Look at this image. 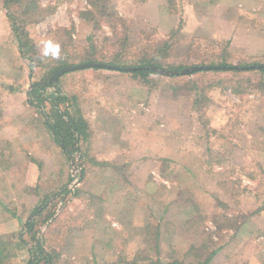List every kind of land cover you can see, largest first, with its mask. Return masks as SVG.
Returning <instances> with one entry per match:
<instances>
[{
    "label": "rangeland",
    "instance_id": "rangeland-1",
    "mask_svg": "<svg viewBox=\"0 0 264 264\" xmlns=\"http://www.w3.org/2000/svg\"><path fill=\"white\" fill-rule=\"evenodd\" d=\"M223 1H19L15 34L28 46L17 48L13 71L0 72L4 90L28 91L31 83L49 79L47 72L60 57L78 63L91 46L94 58L106 61L101 64L123 55L128 63L154 58L164 70L179 63L209 69L178 75L179 80L152 76L156 82L146 86L102 68L62 75L58 87L76 99L88 137L76 143L75 152L55 143L60 151L54 154L40 111L32 107L36 115L29 128L38 138L25 136L23 122L16 121V131L5 135L12 145L0 147L1 235L19 233L31 244L22 221L37 217L36 239H53L62 264H264V75L248 69L264 56L245 54L243 43L231 47L234 28L221 22ZM251 13L237 30L264 26V9L261 18ZM32 60L39 64L29 68ZM221 65L240 67V73L213 68ZM192 82L204 97L196 106ZM53 92L47 87L43 96ZM124 105L141 113L143 132L132 121L116 134L117 113L128 112ZM160 133L172 141L171 148H162L165 157L155 161L156 148L147 146L151 161H145L138 142L162 139ZM31 140L33 146L26 143ZM119 141V155L108 162L93 156H104L106 147ZM144 185L142 196L138 189ZM121 187L123 204L115 200ZM83 188L94 194L89 197ZM42 203L48 210L33 216ZM48 212L53 216L44 222ZM23 262L18 256L11 264Z\"/></svg>",
    "mask_w": 264,
    "mask_h": 264
},
{
    "label": "trees",
    "instance_id": "trees-1",
    "mask_svg": "<svg viewBox=\"0 0 264 264\" xmlns=\"http://www.w3.org/2000/svg\"><path fill=\"white\" fill-rule=\"evenodd\" d=\"M19 1L20 0H5L4 7L6 9V15L8 18L9 27L12 31V36L17 44L18 49H21L23 51L25 50V48H27L28 43L19 42L18 37L15 34L16 32L15 28H17V23L13 14V10L16 7V5L19 4ZM90 48L91 50L87 49V53H85L86 55L84 57L79 58L80 60L78 61V63L70 62L69 58L66 56H64V58L60 57L59 61L57 62L58 65L57 64L56 66L53 65V67L50 68L47 74L51 76L55 71L66 66H74L77 64H88V63L101 64L102 62L104 63L106 62V61H97L96 58H94V56L92 55V53L95 51V47L91 46ZM57 56H59V54H57ZM45 58L49 59V56ZM145 58L146 59L139 61H135L134 59L133 62L128 63V60H126V58H124L123 55L113 56L112 58L109 59V61L106 59L108 63H106L105 65L113 66L114 68L117 69H111V68H102V69H106L114 72L126 73L130 75L138 83H140L141 86H146L149 83L155 81V79H152V76H159L161 78L165 77L157 73L156 71L150 69V67L163 69L161 68L163 67L162 65H159L156 61H153L154 58H150V57L149 58L145 57ZM33 63L39 64L38 62L32 60L29 68H32ZM187 65H182L179 63L173 66L171 64H168L164 68L168 69L166 71L178 72L195 64H191L188 66ZM222 65L221 67H213V68H221V70L228 69L223 67ZM249 67L250 68L248 67L247 68L250 69L251 72H254L255 74H259L260 76L264 75V61L254 60L250 62ZM124 68H133V70L130 71L121 70ZM239 68L240 67L234 66L232 68L230 67V70L227 71H230L232 73H240V71L237 70ZM84 69L98 70L101 68L89 67ZM84 69H80V70H84ZM75 71H79V70H75ZM213 71H218V69L216 70L213 69ZM197 72L203 73L202 71H196L186 76H192L194 75V73L197 74ZM61 76L58 77L55 83L52 82L47 83L48 79H45V81L42 82L40 81V82L31 83L30 89L27 91V97H28L27 101L31 107H34L36 110L41 112V114L40 113L39 114L43 119V124L49 131L54 142L61 149H63V151H65V149H67V147L69 146V152L71 151L75 152L79 150V148L76 146V143L79 142L81 139H86L88 135H87L85 122L81 117L80 111L77 109V105L75 101L76 99L74 98V96L72 97L69 95L64 96L60 88L58 87V82ZM28 77H32V74L31 75L28 74ZM182 78L183 76H171L168 79L179 80ZM47 87H52L54 89V92L50 94L48 97L47 96L44 97L43 95L46 94L45 92ZM170 87L171 85L169 86V89ZM189 89L193 93L192 106H196L197 104H199L197 102V99L202 100L204 97H200L201 91L199 92V90L196 91L194 90L193 82L189 84ZM46 99H49V101H46ZM70 103L71 106H69ZM60 104H65L64 107L67 109L64 108L61 110L59 107ZM46 106H48V108ZM69 108L71 109V111L69 110ZM65 191L66 190L64 189L63 192ZM1 201L3 202V200ZM4 204L7 205L6 202H4ZM48 208L49 207L45 205V203H42V205L40 204L39 206L34 207V209L32 210V215L33 216L36 214L41 215L43 214L44 211H47ZM52 216H53L52 213L45 215L43 217V221L45 222L47 219L48 220L49 218L51 219ZM38 224H37V217H35L34 219L28 217L25 218L24 221H22V228L25 230V232H27L30 235L31 241L29 240V242L31 244L24 241L22 235H20L19 233L11 235L9 236V238H6L7 236L0 234V264H11L12 259L17 258L18 256L23 257L24 262L22 264H62L60 263L62 262L61 254L57 253L55 251V248L52 247L51 245L52 241H54L53 239L49 240L50 237L49 236L46 237L47 235L46 236L43 235L42 240L38 238L36 239L35 234H36V230L38 229L37 228ZM48 227L50 228H47L48 229L47 233L49 232L50 229V232H52L51 235H53L55 233L54 227L51 228L52 226L50 225H48ZM207 261L204 264H209V262ZM144 264H148V263H144ZM150 264H155V262H152ZM171 264H179V263L173 262Z\"/></svg>",
    "mask_w": 264,
    "mask_h": 264
},
{
    "label": "crops",
    "instance_id": "crops-1",
    "mask_svg": "<svg viewBox=\"0 0 264 264\" xmlns=\"http://www.w3.org/2000/svg\"><path fill=\"white\" fill-rule=\"evenodd\" d=\"M4 1L5 0H0V72H5L8 73L9 69H11L13 71V59L14 56H17V44L16 46L12 43V39H10L12 36V31L9 27V22H8V18L6 15V9L4 7ZM251 1V2H250ZM250 1H246L245 0H224L223 2H221V22L225 25V26H232L234 29L233 31L229 34V39L231 40V47L235 49L234 45L236 46L239 43H243L242 47H245L243 50L245 52V54L247 55H251V56H258V57H262L264 56V26H258L255 29H253V27L248 28L246 27L247 31H242L237 30L241 27L239 26H243L244 25V20L242 19L244 16L247 15H252L254 16L251 12H261V9H264V0H250ZM248 2H250V5L248 4ZM247 4V5H246ZM250 12V13H248ZM256 16V15H255ZM257 17L261 18L262 15L261 13H258ZM243 21H242V20ZM243 23V24H241ZM239 24V26H237ZM250 26H253L252 24H250ZM249 26V27H250ZM221 38H223L222 34H221ZM14 39V38H13ZM253 48V50H251ZM125 75H121V77L123 79L125 78H129L130 75L126 74V77H124ZM1 81V78H0ZM8 84H10L8 81L9 80H5ZM31 85V84H30ZM11 86V84H10ZM126 86L129 85H124L123 87L126 88ZM18 87V86H17ZM30 88V86H29ZM141 87H139L138 89H140ZM22 89H12L11 87L6 88L5 90L1 88L0 86V147L2 146V144L4 145H12V137L7 138L5 135H7L9 133V135L11 134L12 131H16L17 125H16V121H22L23 124L22 126H24L25 131L27 132V134L25 136L27 137H32L33 138H38L39 135H35L34 132L32 131V133H29V128H31L30 126H32V124L34 123V118L33 116L36 115V113H34L33 108L29 105L28 103V97H27V91L26 90H22ZM124 92V89L122 90ZM126 108V111H128V115L127 113H125V115H123L122 111L120 113H117L119 115V121H115L114 124H116V134L119 133L121 131V128L126 127L125 124H129L132 121H135L136 128L137 130H139L138 132H143L144 131V121L138 117L140 116V114L137 112L135 114H133V112H130V109H128V107L126 105H124ZM120 110V109H119ZM150 110H154L149 108ZM156 112V111H155ZM99 113V112H98ZM100 114V113H99ZM124 116V118H123ZM7 117H9L8 120ZM115 117V116H114ZM116 118H114L115 120ZM117 120V119H116ZM143 122V123H140ZM44 125V124H43ZM46 129V136H47V141H48V145L50 147V150L52 152H54V154L57 153V151H60V148L55 144L54 140L52 139L49 131ZM138 132L135 134L136 136L138 135ZM30 134V135H28ZM155 134H157V132H155ZM154 134V135H155ZM162 134V133H160ZM122 137L119 138L121 140H126L124 139L123 134H121ZM159 135V134H158ZM163 137L162 139H158V138H151L149 141L144 140L143 142L139 143L138 145L139 147V151H141V156H143V159L145 161H151L150 159H147L145 157V155L149 154L146 153L147 146H153L156 149H153V151L155 152V154H152V156H158L159 159H156L155 161L158 160H163L162 157L160 156H164L165 155H161V149L168 147L169 149L171 148L172 145V141H170L167 137V135L162 134ZM160 137V135L158 136ZM146 141V142H145ZM164 141V143H163ZM33 141H28L26 142L28 145L33 146L34 143H32ZM115 144V143H114ZM117 146H115L114 148L112 147V149L107 146V154L103 155H93L95 158H97V160H103L105 162H108L109 159L108 157L114 158L116 155H119L118 149L119 147L122 145V143L117 142ZM6 147V146H5ZM8 147V146H7ZM2 151V150H0ZM106 151V150H105ZM130 151V150H129ZM128 151V153H129ZM116 153V154H114ZM160 153V154H158ZM16 155V153L12 152L9 153V155ZM34 153H27L26 155L31 157L33 156ZM50 154V153H49ZM46 154V158H50L51 155ZM0 156H4L2 153L0 154ZM130 156V155H128ZM135 156V155H133ZM93 157V158H94ZM130 157H128L129 159ZM135 157H133L134 159ZM169 158V157H166ZM142 159V160H143ZM172 159V158H171ZM130 160V159H129ZM143 160V161H144ZM140 177V175H139ZM141 177L145 178L144 175H141ZM141 186V185H140ZM139 188V187H138ZM82 192L84 193H88L89 197L90 195L94 194L93 189L91 190H87V189H82ZM138 192L143 193L141 194L142 196H145V185L143 186L142 189H138ZM125 193L123 188L121 187V189H119V191H117V194L115 196V200H119L118 202H120L121 204H123V199H124ZM110 200V199H109ZM115 202V201H114Z\"/></svg>",
    "mask_w": 264,
    "mask_h": 264
},
{
    "label": "water",
    "instance_id": "water-1",
    "mask_svg": "<svg viewBox=\"0 0 264 264\" xmlns=\"http://www.w3.org/2000/svg\"><path fill=\"white\" fill-rule=\"evenodd\" d=\"M91 68V67H97V68H111V69H117V68H114L113 66H107L105 64H77V65H74V66H66V67H62L60 69H58L57 71H55L50 77H49V81L48 83L52 82V83H55L58 79L59 76L63 75L64 73L66 72H71V71H75V70H80V69H84V68ZM151 70L153 71H156L157 73L159 74H162V75H166V76H178V75H188L190 73H193L195 71H200V70H207L209 69L208 67H201V66H190V67H187L179 72L177 71H166V70H163V69H158V68H155V67H150ZM123 70H126V71H130V70H133V68H125Z\"/></svg>",
    "mask_w": 264,
    "mask_h": 264
}]
</instances>
